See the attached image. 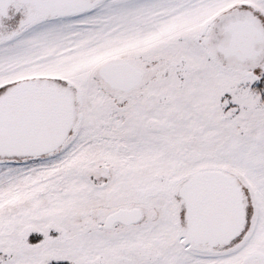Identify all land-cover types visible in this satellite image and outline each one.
<instances>
[{"label":"snow or ice","instance_id":"snow-or-ice-1","mask_svg":"<svg viewBox=\"0 0 264 264\" xmlns=\"http://www.w3.org/2000/svg\"><path fill=\"white\" fill-rule=\"evenodd\" d=\"M0 264H264V0H0Z\"/></svg>","mask_w":264,"mask_h":264}]
</instances>
